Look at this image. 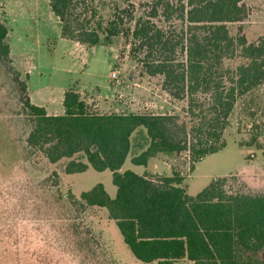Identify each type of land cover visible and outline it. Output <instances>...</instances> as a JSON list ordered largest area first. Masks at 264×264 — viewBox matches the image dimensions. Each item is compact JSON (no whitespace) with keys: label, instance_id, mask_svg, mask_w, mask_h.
Listing matches in <instances>:
<instances>
[{"label":"trees","instance_id":"1","mask_svg":"<svg viewBox=\"0 0 264 264\" xmlns=\"http://www.w3.org/2000/svg\"><path fill=\"white\" fill-rule=\"evenodd\" d=\"M48 1L64 39L93 48L121 35L130 38L143 71L162 77V90L172 99L186 101L189 119L95 112L73 88L64 94V113L47 115L30 103L27 75L13 67L8 30L0 23V67L19 82L32 125L26 144L50 164L71 159L65 174L89 167L111 173L113 198L98 183L81 192L77 202L106 209L123 243L142 264H264V193H229L224 189L227 177H222L189 196L178 172L156 178L120 172L136 133L140 151L130 160L136 166L145 167L161 154L188 153L193 170L195 163L225 147L223 134L237 97L264 83V38L247 43L226 27L243 20V0H185L175 6L162 0L148 16L137 18L115 4L107 20L85 0ZM159 8L184 24L178 33L155 24ZM235 57L244 62L234 70L224 68L223 61ZM76 155L84 160H73Z\"/></svg>","mask_w":264,"mask_h":264},{"label":"rangeland","instance_id":"2","mask_svg":"<svg viewBox=\"0 0 264 264\" xmlns=\"http://www.w3.org/2000/svg\"><path fill=\"white\" fill-rule=\"evenodd\" d=\"M85 1L107 20L115 4L137 18L148 16L152 7L162 0ZM169 1L175 6L185 0ZM242 4L243 20L226 27L231 36L243 35L247 43H256L264 38V0H243ZM41 13L38 15L33 10L7 13L0 8V23L11 36L9 42H13L12 25H60L54 14ZM152 20L177 33L184 25L175 17L167 18L161 8ZM48 37L43 55L53 57L46 64L50 66L45 78L49 85L78 87L90 93L96 87L106 86L109 62L118 80V84L109 80L116 89L109 99L115 108L125 109L127 113L168 114L189 119L186 101L172 99L162 90V77L148 76L143 71L131 52L130 38L121 35L94 49L88 54L90 68L86 72L72 68L70 58H61V44L53 34ZM243 62L235 57L225 59L223 65L234 70ZM13 79L8 68L0 67V264H142L123 243L106 209L83 207L77 202L81 192L98 183L113 198L116 188L111 173L88 168L83 173L65 174L64 167L71 159L50 164L40 151L30 148L26 138L32 125L22 105L25 97L20 84ZM19 79L23 80V76ZM89 93H83V97L91 103L90 108L102 113L98 106L94 108L100 100ZM139 138L137 133L132 136L131 152L120 172L131 170L155 178L178 172L184 177L182 186L189 196H195L212 180L226 176L224 189L229 193H264V83L237 97L223 134L225 147L195 163L193 170L188 153L161 154L145 167L133 165L130 160L140 151L135 146ZM72 159L84 160L80 155Z\"/></svg>","mask_w":264,"mask_h":264},{"label":"crops","instance_id":"3","mask_svg":"<svg viewBox=\"0 0 264 264\" xmlns=\"http://www.w3.org/2000/svg\"><path fill=\"white\" fill-rule=\"evenodd\" d=\"M0 8L5 10L7 13H27L29 11L32 12L33 10V12L38 15L42 14L41 12L53 15L48 0H1ZM12 31L13 42H9V40H11V36L9 32L7 34L10 58L16 69L22 74L27 75V96L32 105L43 108L49 116L62 115L64 113V94L69 88H73L90 106L91 103L83 97V93L88 94L89 92H86L83 88L51 86L45 81L46 69L48 68L49 70L50 67L46 64L48 60L51 62L53 57L48 54L46 56L43 55V48L45 41L50 39L48 36L53 34L54 39L61 44V58H70L69 63L72 68L77 67L82 69V71L86 70L87 72L90 68L88 54H91L94 49L101 46L86 49L83 45L62 38L60 32L61 25H12ZM40 54L42 55L40 56ZM110 71L111 65L108 62V72L106 74V80H104L106 82V86L101 88L99 86L94 88V90H91V92L94 93L96 100H100L99 105L98 103L94 104V108L99 107V110L102 113H127L125 112V109L122 110L120 107L115 108L114 105L109 103V99L116 90L109 81ZM100 78H103V76ZM111 108H115L114 111H109ZM119 110L122 111L119 112ZM182 263L192 264V262L186 260H183L178 264Z\"/></svg>","mask_w":264,"mask_h":264},{"label":"built area","instance_id":"4","mask_svg":"<svg viewBox=\"0 0 264 264\" xmlns=\"http://www.w3.org/2000/svg\"><path fill=\"white\" fill-rule=\"evenodd\" d=\"M109 80L118 84L117 75L115 71H112V70L110 71Z\"/></svg>","mask_w":264,"mask_h":264}]
</instances>
